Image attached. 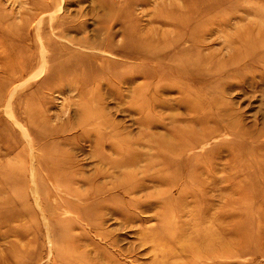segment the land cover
<instances>
[{
	"label": "rangeland",
	"instance_id": "374dc122",
	"mask_svg": "<svg viewBox=\"0 0 264 264\" xmlns=\"http://www.w3.org/2000/svg\"><path fill=\"white\" fill-rule=\"evenodd\" d=\"M0 264H264V0H0Z\"/></svg>",
	"mask_w": 264,
	"mask_h": 264
}]
</instances>
